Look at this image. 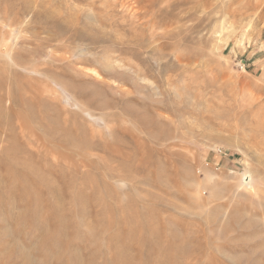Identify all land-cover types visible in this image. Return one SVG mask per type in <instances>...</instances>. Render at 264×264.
I'll return each instance as SVG.
<instances>
[{
  "label": "rangeland",
  "instance_id": "obj_1",
  "mask_svg": "<svg viewBox=\"0 0 264 264\" xmlns=\"http://www.w3.org/2000/svg\"><path fill=\"white\" fill-rule=\"evenodd\" d=\"M0 264H264V0H0Z\"/></svg>",
  "mask_w": 264,
  "mask_h": 264
},
{
  "label": "bare ground",
  "instance_id": "obj_2",
  "mask_svg": "<svg viewBox=\"0 0 264 264\" xmlns=\"http://www.w3.org/2000/svg\"><path fill=\"white\" fill-rule=\"evenodd\" d=\"M106 56V55H105ZM107 58V57H106ZM107 60V59H106ZM110 61V60H109ZM126 67V66H125Z\"/></svg>",
  "mask_w": 264,
  "mask_h": 264
}]
</instances>
